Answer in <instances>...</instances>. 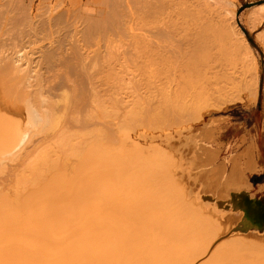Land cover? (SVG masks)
I'll return each instance as SVG.
<instances>
[{
    "label": "bare ground",
    "instance_id": "obj_1",
    "mask_svg": "<svg viewBox=\"0 0 264 264\" xmlns=\"http://www.w3.org/2000/svg\"><path fill=\"white\" fill-rule=\"evenodd\" d=\"M24 3L0 1V264H193L205 250L196 231H214L213 221L194 229L186 208L173 203L186 183L178 185L173 175L165 180L178 147L161 137L163 147L146 150L156 136L144 131L154 124H142L138 110L162 93L187 107L182 100L194 88L200 106L193 91L190 117L182 121L189 130L190 119L207 109V95L215 104L238 102L225 85L229 73L233 86L256 97L258 58L232 21L235 1L104 0L79 20L42 8L35 13ZM247 19L258 27L264 4ZM257 36L264 42V33ZM237 45L249 52L240 73L250 79L234 85L238 72L227 68L235 66ZM213 84L215 93L207 94ZM245 193L232 201L251 222ZM239 240L200 264H264L262 251L249 253Z\"/></svg>",
    "mask_w": 264,
    "mask_h": 264
},
{
    "label": "rangeland",
    "instance_id": "obj_2",
    "mask_svg": "<svg viewBox=\"0 0 264 264\" xmlns=\"http://www.w3.org/2000/svg\"><path fill=\"white\" fill-rule=\"evenodd\" d=\"M102 1L104 0H98V2L97 0H25L24 6H31V5L34 6L35 13L36 11L39 12L41 8H42L41 10H43L44 12L48 14H52V15H54V13L56 12L62 15L65 12L64 14L68 13L66 14L68 16H71V17H73V15L75 17L77 16V19L79 20L80 17L83 18L85 17V14H89L86 12H90V10H92L95 14L96 10L98 8L100 9V6L98 7V3ZM234 1L237 7L235 8L236 9L235 17L234 19H232V21L234 20L238 29L241 32H243L244 37L247 38V40L250 42V46H251L250 49L256 52L257 58H258L257 63L259 66L258 70L260 73L261 68H262L263 55H264V49H263L264 42H262L261 40H258L259 43H262V46H260L255 41V37H256L255 31L254 29L248 30L246 26L248 25L250 26V24H247L246 22H248V19H247L248 12L255 6H259L263 1L262 0H234ZM99 5H102V3ZM66 15H64V17ZM89 15H93V14H89ZM227 16L229 17L228 14ZM84 19H82V21ZM258 29H264V23L261 26H259ZM226 44L227 46H229L230 43L228 44V41H226ZM230 47L233 48V46H230ZM236 47H237L236 51L232 53V56H235V58H232V59L236 67L234 66L232 68L231 66H229V68H227L229 70V71L227 70V73L231 72L230 70H232L233 72L234 69L236 70L235 72H238L237 74L235 73L236 75L235 77H238V78H234L232 81L234 85L236 84L238 85V83H235V81L238 82L240 79L242 80L244 79L243 81H245V79L246 80L250 79V77L246 78L248 76L243 77L244 75L243 73L246 71V69L244 68H246L248 65L247 60L245 59L246 58L245 56H248L249 52L244 46L241 47V45H237ZM230 54H228L229 55L228 57L231 58L232 56ZM237 56L239 57L242 56L244 58L241 57L239 59L238 57V59H236ZM237 60H241V61L237 62ZM237 63H239L238 64L239 66L237 65ZM211 69H212L211 72L209 70L207 73L208 78H210L211 77L210 75L211 74L213 75V72H215V69H213V67ZM241 69L245 71L243 72ZM239 73H240V76H239ZM229 74H227L228 77L225 80V82H228V83H225V85H227L228 87L230 86L231 90L233 89L232 90L233 92L236 91L235 93L240 97V99L237 100L238 102H235V100L231 101V103L228 102L227 104H221V103L216 102L220 106L219 107L217 104L214 103V100L208 97L210 95H207V104L204 105V106H207V109L202 110L201 116H193L190 119L191 124H190L189 130H188L189 125L182 121L190 117L189 108H190L191 102L189 101H193L194 99L193 97H195L194 95H196L197 94L196 92H198V90H194V88L189 92L190 96L189 94H185L184 96V97H187L188 95L189 98L184 99V97H181L182 95L179 96V99L181 98V99H184L182 101L186 100L185 102H188L186 103L187 107H183V108L175 107L177 103H180L178 101V98L175 97L173 98V100L167 102L166 101L167 97L165 96L166 94L162 93L157 97L151 96L149 99L143 100L142 102L144 101H147V102H145L144 104L142 103L141 106H139L140 110H138L139 116H142V124H148V125L154 124L152 125L154 127H149L148 129L145 128L144 133H146L147 135L153 134L154 136H156V140L150 143L149 142L145 143L146 146H144L145 145L144 142L140 140V142L143 143L144 148L146 147L145 148L146 150L148 149L151 150L150 148H152L154 144L156 145L159 144L157 145V147L158 146L163 147L164 145L161 144L162 143L161 137L170 138L169 142H173V144H175V147H178L174 149L176 155L175 153H173V158H175L177 161L175 159H171L173 161L174 160L176 161L175 164L177 163V166H174V162L172 161V163L169 165V168H172L170 169L172 174L171 176H169L168 172L165 173L167 175L166 177H168L165 180L167 181L168 179L170 180V178L172 179L176 177L175 178L176 180L174 179L173 181L180 182V184H178L177 182L178 185H182L183 182L184 183L186 182V183L183 184L185 187L179 186L183 188L182 192H184L183 195H178L179 199H177V196H173L175 195L173 193H172L173 195L172 194L170 195V196H173L172 198L173 203H175L176 206L178 207L180 206L181 209H183L182 207L186 208L182 210L183 215L185 216V218H187V220H189V222L192 224L194 229L207 226L206 223H209L210 220L213 221V223L210 222L211 224H209V226L210 225L213 226L210 228L214 231L209 232L207 230H203V228L200 229L199 231L202 230L206 232L199 233L198 231H196L198 234L204 235L203 237H200V238L198 237L197 233H194V235L197 234L196 237L201 239L200 242H202L201 244L203 248L205 249L203 250L200 257H198L197 260L194 261L195 264H197L198 262H199L198 264H200L202 261H204L205 257L207 258L210 256V254H213L215 252V249H218L226 245L227 243L229 244L230 242L239 240V239H240L239 241H242V243L243 242L246 243L245 248L249 253L252 250L253 252H256V253L251 252L252 254H258L259 250L262 251L263 253L261 252L262 253L261 257L257 255L255 256V258L260 257L259 258L260 260L261 259L264 260V223H262V221L258 219L256 210H254L255 200H256L257 182L261 178L258 175L256 176L251 175V172L253 171V168L251 166V161L253 159V151L251 150L249 143H247V140H246L251 130V123H252L251 106H252V97H254V95H252L251 97V94L250 92H248L247 87L246 89L245 88L240 89L241 86L240 87L233 86V84H231V81L228 80V78L231 77L229 76ZM246 75H248V72ZM243 81H239V83L240 82L243 83ZM217 84L218 83H216V85ZM221 84H224V82ZM242 85L247 86V84L245 85L242 84ZM227 86H225V88L229 89ZM216 87L214 85L213 87L211 86L209 88L210 90L207 89V92H208L207 94L211 93L210 91H213L215 93ZM193 91L196 94H193ZM249 95L250 97L247 98ZM199 96L200 95L196 96V98ZM191 98L193 99L191 100ZM241 98H243V100ZM199 99L200 97L197 98V101H195L196 104L194 103V105L196 106L195 108H197L198 105L200 104ZM201 100L203 102V99ZM208 100H212L210 101L211 104L208 103ZM194 105L192 103L193 108H194ZM196 117L198 118L200 117V118L198 119ZM244 132H246L247 136L242 135L244 134ZM188 133L191 134L193 140L190 138H188V140L186 139L188 136ZM135 137H136L135 135L132 137L133 140H135L134 139ZM136 138H138V135ZM239 138H240L239 141H233V140H238ZM203 140L204 142H198V141H203ZM135 141H139V138ZM194 141L195 142L197 141V142L195 143ZM187 144L189 148L187 147ZM192 144H193V147L189 146ZM207 144H209L210 146ZM166 148L169 149L168 147ZM147 153L152 154V151L151 152L148 151ZM69 162H72V161H69ZM67 169L70 170L69 168ZM170 170H167V171H170ZM67 173H70V171H68ZM172 175L175 177H173ZM166 177L164 175V178ZM173 181L171 180V182L169 183L167 182L169 184L168 186H170V188H172L174 192L179 194L177 192L178 191L177 189H180V188H178L177 187L178 185L175 183L176 188H177L175 189L174 187L175 185H173L174 184ZM235 182H236V185H234ZM238 183H240L239 184L240 186L237 185ZM166 186L167 185H164L163 187L166 188ZM233 188L235 190H233ZM245 191L247 193H245ZM237 192H244L250 199L252 198L251 204L249 207L250 208L249 214H248L251 222L245 219L244 209H241V208L235 209L234 207L232 196L233 194ZM176 206L174 205L175 208H177ZM191 209L195 211V212H192V215H195V217L197 218H192L193 216L191 214L190 215L192 217H190L188 213L189 211H192ZM184 210L188 211V213L185 212ZM239 214H241L242 216H240ZM184 216H182L183 220L185 219ZM198 218L199 220L197 221ZM207 218H210V220H207ZM214 218L216 221H214ZM192 219L193 220L195 219V220L193 221ZM202 219H205V222ZM189 222H186L185 224L187 225ZM190 223L188 225H190ZM214 223H218L216 224L218 226L214 225ZM195 225H197V227H195ZM192 226L190 225L191 228L187 226L190 230H188V228L185 226V228L188 230V233L193 232L191 230ZM217 228H220L221 230L220 231L219 229L216 230ZM215 231H218V232H215ZM210 233L212 234L209 236ZM214 235H217V236H214ZM198 238H196V240H198ZM239 241H236V242H239ZM239 244L237 243V245ZM254 248H258L257 251ZM201 258L203 260H201ZM206 258L205 260L207 261L210 259V258L208 259Z\"/></svg>",
    "mask_w": 264,
    "mask_h": 264
},
{
    "label": "crops",
    "instance_id": "obj_3",
    "mask_svg": "<svg viewBox=\"0 0 264 264\" xmlns=\"http://www.w3.org/2000/svg\"><path fill=\"white\" fill-rule=\"evenodd\" d=\"M261 4H264V0ZM264 23V20L259 25L261 26ZM258 26V27H259ZM248 30H253L254 28H250V26H246ZM257 29L255 31L256 37L255 41L262 46V43H259L258 40H261L258 34H262L264 29ZM262 41V40H261ZM264 49V45H263ZM258 91L255 98H252V106H251V113H252V123H251V130L249 136L247 137V143L251 150L253 151V159L251 161V166L253 171L251 175L253 176H260V180L257 182L256 188V200H255V207L258 219L264 223V55L262 61V68L258 76ZM247 136L246 132L244 134ZM233 140V141H239ZM258 199V200H257ZM258 201V202H257ZM263 203V204H262ZM257 206V207H256ZM260 214V215H259Z\"/></svg>",
    "mask_w": 264,
    "mask_h": 264
}]
</instances>
